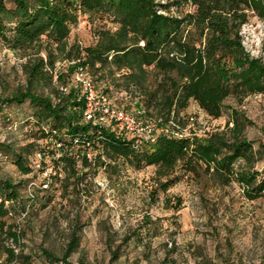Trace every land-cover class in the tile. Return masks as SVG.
<instances>
[{"label":"rangeland","instance_id":"1","mask_svg":"<svg viewBox=\"0 0 264 264\" xmlns=\"http://www.w3.org/2000/svg\"><path fill=\"white\" fill-rule=\"evenodd\" d=\"M185 8L192 10L190 6ZM115 27L112 17L106 14L92 17L81 14L70 27L68 47L92 46L98 29L114 30ZM239 34L250 57L264 63V21L249 12ZM51 51L54 53L53 77L36 82L34 90L38 94L54 95L56 90L64 88V93L76 91L80 99L79 82L75 79L79 66L72 68L75 62L66 58L63 47ZM38 55L46 60L44 49ZM34 58V50L12 51L0 41V97L25 84V64ZM98 67L84 68L97 89L105 90L117 105L127 110L139 105L146 117L155 116L153 108L147 106V89H151L157 77L151 67L134 70L147 87L146 91L128 82L123 76L125 71L112 72ZM60 74L65 84L57 81ZM131 87L140 94L136 103L119 95ZM2 108L0 145L18 148L36 143L35 150H24L30 153L26 155L32 167L26 175L18 171L8 152L0 146V177L22 183L23 199H26L23 185L30 179L35 182V199L24 217L20 206H16L17 211L12 210V216L6 218L7 223L17 224L20 233L19 244L14 247L22 257L13 264H52L47 253L61 257L73 235L78 246L67 258L70 264H264V191L250 200L235 176L223 183L212 170L207 172L202 166L192 172L176 169L172 174L161 176L155 166L135 168L123 158L114 160L105 155L100 160L93 159L96 152L87 154L94 160L89 170H83L80 158L76 159L79 179L72 178L68 170L63 171L56 164L57 150L38 139L41 134L31 118L30 102L24 100ZM182 115L188 123L186 133L193 131V137L201 139L223 133L232 141L233 128L238 125L242 136L256 151L251 169L259 173L258 180L264 179V150L260 146L264 144V94L228 96L222 102L218 118L208 116L191 100ZM191 117L195 122L189 126ZM43 148L47 153L41 160L39 151ZM103 161L105 165L99 166ZM176 176L178 179L174 180ZM46 180L48 186L44 188L41 183ZM168 180L173 182L163 189L161 184ZM107 235L112 236L113 247H120L116 263L109 260L105 246ZM124 238L127 239L123 244Z\"/></svg>","mask_w":264,"mask_h":264},{"label":"trees","instance_id":"2","mask_svg":"<svg viewBox=\"0 0 264 264\" xmlns=\"http://www.w3.org/2000/svg\"><path fill=\"white\" fill-rule=\"evenodd\" d=\"M188 6L192 10L185 8ZM249 12L264 21V0H164L162 3L156 0H0V41L12 51L32 49L35 54L25 64V84L0 97V111L4 105L28 100L31 118L40 130L38 139L57 150L56 164L63 171L68 170L72 178L79 179L77 158H80V167L89 170L94 160L87 154L96 152L93 159L100 160L101 155L114 160L123 158L135 168L155 166L161 176L172 174L176 169L192 172L202 166L207 172L212 170L223 183L235 176L243 186L244 195L255 199L264 191V179L258 180L259 173L251 169L256 151L242 136L238 125L233 128L232 141L223 133L205 139L161 134L153 145L136 151L130 140L114 131L84 122V102L76 91L56 90L54 95H43L33 88L36 82L52 79L54 53L51 50L63 47L66 58L75 62L72 68L92 69L98 65L100 70H123L128 82L142 86L145 91L147 87L134 70L151 67L157 77L151 89H147V106L155 112L152 118H160L164 124L170 119L176 120L191 100L208 116L218 118L222 102L228 96L264 94V63L250 57L239 34ZM81 14L89 17L106 14L112 17L116 27L98 29L92 46L68 47L70 27ZM42 49L46 60L38 55ZM57 81L65 84L61 74ZM35 145L33 141L18 148L0 146L8 152L18 171L26 175L32 167L26 155L30 153L24 150H35ZM260 146L264 150V144ZM45 152L44 148L39 151L40 157ZM103 164L104 161L99 166ZM177 179L178 176L174 177ZM171 182H163L162 188L166 189ZM34 183L30 179L23 185L26 194L23 199L22 183L0 177V264H13L22 257L14 247L19 244V228L17 224L7 223L6 218L12 216V210L17 211L16 206L22 209L21 216L27 212L35 199ZM126 239L122 240L123 244ZM6 241L11 244L7 245ZM77 246L73 235L61 257L47 253L51 263L70 264L67 258ZM105 246L110 262L116 263L120 257L119 245L113 247L112 236L107 235Z\"/></svg>","mask_w":264,"mask_h":264},{"label":"built area","instance_id":"3","mask_svg":"<svg viewBox=\"0 0 264 264\" xmlns=\"http://www.w3.org/2000/svg\"><path fill=\"white\" fill-rule=\"evenodd\" d=\"M86 69V67H85ZM75 79L79 82L80 97L84 106L82 120L90 122L95 126H102L117 133L123 139L130 140L136 151L153 145L157 137L161 134L173 137H192L193 131L187 130V122L182 113L176 120L170 119L168 123H162L160 118L146 117L141 106L134 105L133 110H127L124 106L117 105L107 92L97 89L92 79L84 72L83 67H78ZM65 92L64 88H61ZM123 99H133L134 103L140 98V94L135 87H131L128 92H120ZM192 126L194 117L188 119ZM187 123V124H186ZM101 185H103L101 183ZM48 186V181L43 183V187ZM104 186V185H103Z\"/></svg>","mask_w":264,"mask_h":264}]
</instances>
